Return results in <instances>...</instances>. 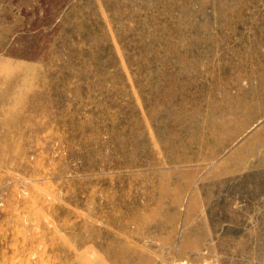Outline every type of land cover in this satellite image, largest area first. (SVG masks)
<instances>
[{
    "label": "rangeland",
    "instance_id": "obj_1",
    "mask_svg": "<svg viewBox=\"0 0 264 264\" xmlns=\"http://www.w3.org/2000/svg\"><path fill=\"white\" fill-rule=\"evenodd\" d=\"M0 264H264V0H0Z\"/></svg>",
    "mask_w": 264,
    "mask_h": 264
}]
</instances>
